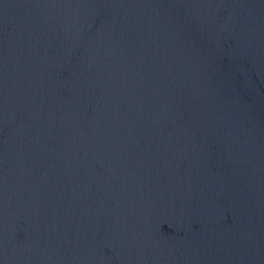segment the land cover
I'll list each match as a JSON object with an SVG mask.
<instances>
[{
    "label": "water",
    "instance_id": "water-1",
    "mask_svg": "<svg viewBox=\"0 0 264 264\" xmlns=\"http://www.w3.org/2000/svg\"><path fill=\"white\" fill-rule=\"evenodd\" d=\"M258 0H0V264H206Z\"/></svg>",
    "mask_w": 264,
    "mask_h": 264
}]
</instances>
